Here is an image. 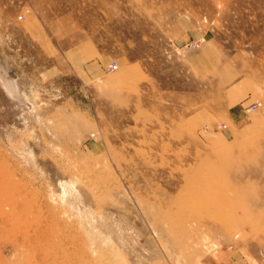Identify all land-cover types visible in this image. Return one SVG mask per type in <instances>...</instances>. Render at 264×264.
Returning a JSON list of instances; mask_svg holds the SVG:
<instances>
[{"label": "rangeland", "instance_id": "rangeland-1", "mask_svg": "<svg viewBox=\"0 0 264 264\" xmlns=\"http://www.w3.org/2000/svg\"><path fill=\"white\" fill-rule=\"evenodd\" d=\"M208 28L222 63L193 79ZM91 37L134 87L57 64ZM0 264H264V0H0Z\"/></svg>", "mask_w": 264, "mask_h": 264}, {"label": "crops", "instance_id": "crops-1", "mask_svg": "<svg viewBox=\"0 0 264 264\" xmlns=\"http://www.w3.org/2000/svg\"><path fill=\"white\" fill-rule=\"evenodd\" d=\"M33 1V0H32ZM33 33L48 32L45 26V21L40 15L35 14L34 17L28 20L27 26ZM216 36L210 29L197 32L187 31L182 35V40H198L200 45L194 51L186 54L185 63L189 71L193 75V79L203 80L216 73L222 63V49L216 45ZM99 39L81 41L77 45L70 47L69 50L57 57L58 65H68L69 59L73 62L75 70L85 80L90 82H101L109 87H126L135 86V81L138 78L140 69L136 63H127L122 60V69L114 74H105L102 66L109 64L113 58L111 50L104 47ZM256 97L250 88H241L234 103H231L228 108L223 109L225 112L221 124H224V130L220 131V137L227 139L228 134H232V128L229 122L235 126L244 122L249 113L253 110L251 107L256 103ZM206 103L198 107L199 111L212 112ZM255 110V109H254ZM253 110V111H254ZM196 110V112L200 113ZM200 118L201 115H197Z\"/></svg>", "mask_w": 264, "mask_h": 264}, {"label": "built area", "instance_id": "built-area-1", "mask_svg": "<svg viewBox=\"0 0 264 264\" xmlns=\"http://www.w3.org/2000/svg\"><path fill=\"white\" fill-rule=\"evenodd\" d=\"M19 17L22 18V15H20ZM192 47H194V48L197 47V44H193ZM111 66H112V68H115V69L118 68L117 64H112Z\"/></svg>", "mask_w": 264, "mask_h": 264}]
</instances>
